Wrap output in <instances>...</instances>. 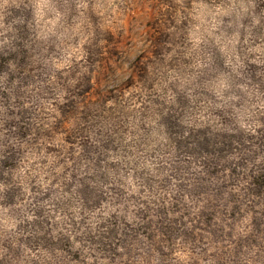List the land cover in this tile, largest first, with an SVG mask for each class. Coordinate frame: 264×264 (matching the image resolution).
Listing matches in <instances>:
<instances>
[{"label":"rangeland","instance_id":"rangeland-1","mask_svg":"<svg viewBox=\"0 0 264 264\" xmlns=\"http://www.w3.org/2000/svg\"><path fill=\"white\" fill-rule=\"evenodd\" d=\"M0 264H264V0H0Z\"/></svg>","mask_w":264,"mask_h":264}]
</instances>
